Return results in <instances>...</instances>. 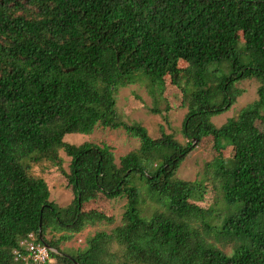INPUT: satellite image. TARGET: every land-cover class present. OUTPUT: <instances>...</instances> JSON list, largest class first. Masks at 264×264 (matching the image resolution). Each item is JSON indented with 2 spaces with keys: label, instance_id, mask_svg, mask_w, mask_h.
Here are the masks:
<instances>
[{
  "label": "trees",
  "instance_id": "1",
  "mask_svg": "<svg viewBox=\"0 0 264 264\" xmlns=\"http://www.w3.org/2000/svg\"><path fill=\"white\" fill-rule=\"evenodd\" d=\"M248 79L258 97L216 126ZM137 82L155 113L178 90L185 142L121 117L116 95ZM97 126L140 147L117 163L107 144L65 140ZM199 145L202 177L179 178ZM42 163L67 180L68 205L50 199ZM119 197L120 224L60 247L112 223ZM30 234L49 264H264V0H0V264H24Z\"/></svg>",
  "mask_w": 264,
  "mask_h": 264
},
{
  "label": "rangeland",
  "instance_id": "2",
  "mask_svg": "<svg viewBox=\"0 0 264 264\" xmlns=\"http://www.w3.org/2000/svg\"><path fill=\"white\" fill-rule=\"evenodd\" d=\"M238 87L242 89V94L232 107L222 113L213 115L211 121L216 126H221L230 118L235 117L239 111L253 102L257 97L258 82L255 79L242 80ZM176 88H171L167 92L171 109H166V103L160 102L162 113L152 111L154 107L153 97L149 94L146 86L137 83L120 87L116 98L118 110L121 117L128 123L139 122L148 129L152 136H160L163 130L174 133L181 141L185 142L181 134L183 119L186 115L187 108L178 107L179 98ZM145 103V104H144ZM166 116L164 117V115ZM65 140L80 145L84 142H93L99 145L107 144L112 147L115 154V161L120 162L121 156L140 147L139 138L132 136L125 129H112L103 126H97L91 134L72 133L65 136ZM209 145H199L187 156L178 169L177 176L185 180H195L202 177L204 163L208 152ZM64 158V167L69 171L71 157L65 152H61ZM228 156V153L226 152ZM34 173L44 176L48 179L51 187L50 199L59 205H68L74 198L71 187L68 186L67 180L62 176L54 177V170L49 163H42L34 166ZM127 199L119 197L109 202V207L113 209L114 221L99 222L95 226H90L80 233L74 234L69 240H64L60 247L65 251L74 252L78 249L84 250L87 246V240L97 231L106 229L110 231L116 225L121 223L122 215L125 210ZM61 234H56L59 237ZM52 237V234H48ZM54 261V260H53ZM52 261V262H53Z\"/></svg>",
  "mask_w": 264,
  "mask_h": 264
},
{
  "label": "built area",
  "instance_id": "3",
  "mask_svg": "<svg viewBox=\"0 0 264 264\" xmlns=\"http://www.w3.org/2000/svg\"><path fill=\"white\" fill-rule=\"evenodd\" d=\"M29 236V239L25 240L23 243L27 253L22 251L17 252V259L23 260L24 264L51 263V248L46 243L37 241L34 234H30Z\"/></svg>",
  "mask_w": 264,
  "mask_h": 264
}]
</instances>
